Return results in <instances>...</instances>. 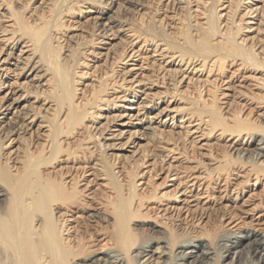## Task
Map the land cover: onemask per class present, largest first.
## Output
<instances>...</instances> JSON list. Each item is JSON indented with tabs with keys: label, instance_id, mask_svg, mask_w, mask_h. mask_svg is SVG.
Returning a JSON list of instances; mask_svg holds the SVG:
<instances>
[{
	"label": "bare ground",
	"instance_id": "6f19581e",
	"mask_svg": "<svg viewBox=\"0 0 264 264\" xmlns=\"http://www.w3.org/2000/svg\"><path fill=\"white\" fill-rule=\"evenodd\" d=\"M224 1H201L193 15L189 0H167L162 8L154 0H0V264H264L262 234L221 233L204 213L197 218L204 235L198 236L195 217L185 222L175 207V214L170 207L161 215L157 205L154 221L168 219L162 222L168 230L141 211L153 198L163 201L157 190L141 196L138 173L121 179L116 171L122 152L139 141L176 138L156 119L173 111L185 75L202 68L217 72L218 93L211 102L203 99L204 107L185 110L181 123H195L201 137L215 131L218 141L229 137V154L204 166L207 177L225 171V184L234 176L241 195L243 183L264 180V78H257L260 95L252 100L234 91L243 88L235 86L237 73L264 72V50L242 37L245 21L237 13L244 0H228L226 14L218 11ZM261 3L254 13L263 25ZM144 53L151 65L172 69L149 81L133 77L135 65L128 62ZM92 61L103 63L91 67ZM121 64L127 66L119 71ZM155 82L165 84L162 91L152 93ZM147 154L136 161L145 164ZM228 157L240 168H228ZM180 165L172 170L181 172ZM103 176L106 184L97 183ZM145 230L149 237H138Z\"/></svg>",
	"mask_w": 264,
	"mask_h": 264
},
{
	"label": "rangeland",
	"instance_id": "374dc122",
	"mask_svg": "<svg viewBox=\"0 0 264 264\" xmlns=\"http://www.w3.org/2000/svg\"><path fill=\"white\" fill-rule=\"evenodd\" d=\"M148 1H150V0H148ZM154 1H155V3H157V1H158L160 4L159 7H161V8L164 4L167 3V0H154ZM201 1L204 2L205 0H201ZM201 1L200 0H189V2H188L190 5L189 11H192V13L194 12L193 15L198 14V11L200 10V8H198V7H199V5H201ZM263 1L264 0H244L241 4L240 10L237 13V17L239 16V18H240L243 16V20L245 21V22H243L244 27H245V30L243 31V34H242L243 39H245L247 41L248 46L252 45V44H253V46H256V48L258 49V52H263V50H264V19L262 20L263 25L260 24V21H261L260 16H258L256 13H254V11H255L254 9H256L257 7H261L262 6L261 2H263ZM39 3H40V1H39ZM39 3H37V5H39ZM149 5L150 4H148L147 6L148 7L152 6V5L151 6H149ZM227 6H230V3L228 0H225L224 5L221 6L218 11H220L223 14L229 13L230 9H226ZM250 10H252V11L249 13ZM148 12L149 11H146V13H148ZM142 13H144V11ZM153 16H154L155 21L157 19H158L157 21H159L160 15H158V16L152 15L151 17H153ZM147 17H150V16L146 15V18ZM132 18L135 19L138 17H136V15L135 16L132 15ZM146 18H145V21H147ZM150 23H152V22H150ZM163 23H164V21L162 22V24ZM85 26L88 28H91L92 22L89 21ZM150 55L144 53V54H141L138 57L134 58V60L128 62V64L135 65V66H130L132 68L134 67L133 69H134L135 74L133 75V77H136L137 79H143L145 81H147V80L149 81V79H151V80L156 79L157 73H158L159 78H161V76L164 75V72L166 74V72H168L172 69V67L167 65V63H164V64H162V66L159 67V64H160L159 61H157L155 63V65H151L152 64L151 58H149ZM262 56H264L263 53H262ZM90 59H92V58H89V60ZM102 63L103 62L95 63L94 61H92V62H90V65H91V67L93 65L95 67V66L100 65ZM125 66H127V64L126 65L121 64V66L119 67L118 70L120 71V69H122ZM235 69L236 68L232 69V67H231L230 70H228L224 76H231V74H232L231 72H233ZM209 70L210 69L205 70V69L201 68V70H200V68H198V69L196 68L192 71V73L186 74L185 75L186 77L184 78L182 83H180L179 86L177 87V90H178L177 94L178 95L177 96L175 95V97L172 98V101L175 100L174 103H172V105L170 107V109H173V111L168 112L165 115L156 119L157 122H159V124H161L160 128L162 130H164L165 132H169V131L176 132L177 133L176 138L175 137L172 138V137H164V136L161 137L160 136L159 137L160 139L158 138L157 140L155 139V140L150 141V142L144 141V140L139 141V145L136 146V149L132 148L135 146H132L127 151L122 152V155H124L125 157L123 160L121 158L122 163H120L119 168L116 171H118V170L120 171L119 175L122 174L121 179H123L124 177L128 176V173L130 171L132 172L135 170L134 172L138 173V176L136 179L137 180V186L139 185L137 187L138 188L137 189L138 194H140V195L142 194L141 196L150 197L152 194H154L153 190L156 189L157 191H155V192L157 193V197H162L163 201H158V199H157V201H155L156 198L155 199L153 198V199L145 202L146 204H145L144 208L141 210L142 213L144 212L143 214L148 213V215L150 217L148 215H146V216H148L147 219H150L151 221H154L155 214L158 212L156 210L157 205L160 206L159 213H161V215L162 214L165 215V212H161V210H164V209H167L170 207H172V210H170L169 212L171 214H175L176 210L174 211V209H173L175 207V208H181V210H179L178 212L183 214L182 216H183V218L185 217V222H188L192 219L194 220V217H195L196 223L193 225L191 222V223H189V225L192 224L194 226L193 227L191 225L193 227V230H195V231L197 230L196 235H198V236H201V234L204 235L202 226H204L205 223L202 224L200 227L201 221L200 222L197 221V218L201 217L202 214H204V213H205V216L209 215V217L211 218V227H213V229H217L221 233L234 232L236 234H241V233H244V232L251 229V230H255V232H258L259 234H262L264 236V180L261 179L260 182H255V177H254L252 179L251 183H243V185H242L243 192L241 195V191L239 192V190L235 189L237 187L234 185V183H235V181L233 179L234 176H232V178H231L232 180L230 179L231 180L230 182H227V184H225V181H224L226 179L225 178L226 173H224L225 171L223 173H219L216 176V178H214V179L208 178L206 175L208 173V170H207L208 167H206L205 165L215 163L214 162L215 156H216V158H218V157L220 158L223 154L224 155L229 154L228 148L225 145L226 140H228L229 137L226 138V136H223L222 137L223 140L221 138L218 141L219 137H217V136L220 132H217V131H215L209 137H207V136L201 137V134H202L201 130H198L197 126H194L195 123L189 124V122H187V121H184L183 123H181L182 116H185V114L188 112L187 109H191V108L194 109V108H198V107L200 109V108L204 107V104H202V103H204L203 99L206 100L207 102H211L212 96H213L212 92L214 94H216V92H217L215 90L217 88L216 81L218 83L220 78L216 80L215 78L217 76V72H215V70H214V72L212 71V72H210L212 74H210ZM93 71L94 70L90 71L89 73H92ZM162 71H163V73L161 74ZM214 75H216V76H214ZM235 78H236V79H234L236 81L235 86H240V87L242 86L243 87V88L236 87L237 89H234L235 92L239 93L238 94L239 97L240 98L242 97L241 98L242 100L244 99L243 97L245 96L244 95L245 92L248 93L247 95H249L245 99L252 100V99H250L252 97V95H254V93L255 94L259 93L257 95V96H259L260 95V88H262L261 86H263V88H264V85L258 84L259 81L257 82V80H258L257 78H264V72H260L259 70L254 71V70L248 69V70H245L244 73L243 72L237 73ZM228 79L230 80V78H228ZM231 80H233V76L231 77ZM80 81H81V83L84 82V80H80ZM162 81H164V80H162ZM225 81H226V79H225ZM225 83H227V81ZM154 84H155L156 88H155V90L152 91V93H157L158 91H162L163 87L165 86V84H163V83L161 84V82H159V83L155 82ZM227 85L228 84L223 86L224 91L228 90ZM258 85H260V88H258L259 87ZM159 86H161V87H159ZM80 88H82L81 85L79 86V89ZM247 91H249V92L252 91L253 94H251ZM199 94H200L201 98L199 97ZM263 94H264V92H263ZM143 96H142V98L145 97V96L144 97ZM182 97H184V98H182ZM192 101H197V102H195V104L197 106L195 104H192V105L189 104ZM250 103L251 104H253V103L254 104L255 103L260 104L258 101H253V102L249 101L248 104H250ZM258 107L262 108L260 106H258ZM142 111L144 113L145 110H142ZM142 111H141V113H142ZM136 113H138V112H136ZM154 115H155V113L148 114L149 117H153ZM205 127H203V129ZM194 142H196V144H194ZM174 144H177L176 148H178V150L175 149V151H173V149L175 148ZM134 150L137 151V153L135 155H132V151H134ZM169 150H171V151H169ZM181 151L183 152V155L181 154ZM184 151H185V153H184ZM143 152L149 153V154H147L148 157L145 160V164H142V163H139L138 161H136L138 159L139 155L142 154ZM186 154H187V156H189V158L187 156H185ZM163 155L165 157L166 156L167 157L165 158V160L162 161L159 158H160V156H163ZM177 158H179L178 159L179 161H177ZM185 158H187V159H185ZM230 159H232V158L228 157V163H230V167L227 166L228 168H230V169H236L238 167L240 168V162L239 161L233 163L232 162L233 159L232 160H230ZM138 163L141 166L138 165ZM231 163H233V164H231ZM131 164H132V166H131L132 168L130 167ZM176 164L177 165L181 164L180 166L182 169L181 168L180 169L182 170L181 172H183V173L172 170L171 165H176ZM204 166L207 169H205ZM76 167L77 168L81 167V164L77 163ZM183 167L186 168L187 170L183 169ZM123 170H124V172H123ZM126 170H128V171H126ZM183 170H185L186 172ZM243 170H244V168H243ZM125 171H126V173H125ZM171 173H173V175ZM187 175L188 176L191 175L192 177L187 179L186 178ZM195 177L198 179L193 180V178H195ZM218 177H220L219 180H217ZM102 178H103V180L101 179V181L99 180V181H97V183L106 184V181H105L106 177L103 176ZM125 179H127V178H125ZM126 181L127 180H125L124 184L127 185L128 183ZM254 184H255V186H253ZM95 189H97V187ZM105 190L106 191H102V188H99V189H97V193H100V195L103 192H105V194H109V193H106V192H109L108 191L109 189L105 188ZM234 194H236V196L238 195V197L236 198V196ZM100 195H98V196H100ZM251 195H253V196H251ZM250 196L252 199L250 198V202L246 204L244 201L249 199ZM235 198H236V200H235ZM260 202H261V205H259L258 210L254 211V212L253 211H249V212L247 211L251 208L249 206V204L254 205V204H258ZM196 205L198 208L196 207ZM147 206H148V209H145ZM187 209H189V210H187ZM147 211H149V212H147ZM186 213H187V215H186ZM166 217H168V216H166ZM187 218H188V221H187ZM143 220L141 219L139 222L141 223V221H143ZM146 220H145V222L143 221V223H141V224H144V225H146V227H148L150 222H148V220L147 221ZM154 222H156L159 226L163 225V227H166L165 224H168L169 220L164 219L161 221V219H157ZM162 222L165 224H162ZM196 224L198 226H196ZM166 228H168V227H166ZM168 230H169V228H168ZM136 233H137L138 237H140V238H148L149 237V232L146 230L141 231V232H136Z\"/></svg>",
	"mask_w": 264,
	"mask_h": 264
}]
</instances>
